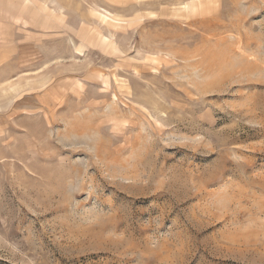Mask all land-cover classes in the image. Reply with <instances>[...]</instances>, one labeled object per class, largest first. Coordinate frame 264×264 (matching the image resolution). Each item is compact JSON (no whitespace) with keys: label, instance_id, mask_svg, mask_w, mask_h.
<instances>
[{"label":"rangeland","instance_id":"1","mask_svg":"<svg viewBox=\"0 0 264 264\" xmlns=\"http://www.w3.org/2000/svg\"><path fill=\"white\" fill-rule=\"evenodd\" d=\"M0 264H264V0H0Z\"/></svg>","mask_w":264,"mask_h":264}]
</instances>
